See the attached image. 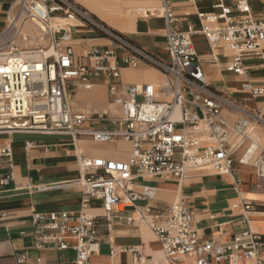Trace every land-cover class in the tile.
<instances>
[{
	"label": "built area",
	"instance_id": "obj_1",
	"mask_svg": "<svg viewBox=\"0 0 264 264\" xmlns=\"http://www.w3.org/2000/svg\"><path fill=\"white\" fill-rule=\"evenodd\" d=\"M159 1L158 11L166 26L167 59L155 56L126 34L103 24L73 0H12L0 33V133L33 130L66 133L98 143L129 141L131 148L126 160L87 157L78 152L81 178L76 183L81 186L85 199L102 201L107 228L118 207L138 200L144 201L138 210L140 218L158 217L153 213L152 204L156 188L142 183L136 190L135 181L153 177L182 179L188 169H210L227 174L233 151L245 142L247 145L237 162L252 165L257 183L264 187V150L252 139L257 125H264V107L252 113L227 92L212 87L191 39L193 33L200 32L212 49L223 46L231 51L224 68L245 76L244 57H259L264 65L261 50L264 19L252 15L250 0H234L233 8L225 0H217L212 5L214 10L197 13L201 22L198 29L190 25L186 30H178L174 27L177 18L171 0ZM185 14L189 15V11ZM50 19L65 21L52 24ZM73 21L94 29L110 41V46H93L76 55L72 49ZM27 22L39 30L36 44L28 40L27 35L20 34ZM212 56L216 58L213 52ZM141 63L165 75L158 92L152 83H129L121 79L122 68ZM100 75L110 80L108 100L119 107L118 115H88L75 109L76 88L90 89L92 79ZM241 89L251 96H264V85L247 79L241 83ZM223 109L238 110L242 115L228 125L221 114ZM92 116H105L114 127H82ZM229 136L234 137L231 143ZM2 167L6 171L0 173V185H5L15 178L9 144H0ZM38 188L45 189L44 186ZM238 206L246 228L228 243L200 239L194 227V216L180 199L168 207L161 225L150 220V226L167 259L186 255L194 257L195 264H207V257L229 264L242 260L259 263L264 243L249 227L248 212L253 205L242 199ZM32 221L37 249L49 244L57 249L72 248L76 254L75 264H85L90 254L98 250L99 219L95 215L34 213ZM132 251L139 254L138 250ZM23 260L24 256H17V262Z\"/></svg>",
	"mask_w": 264,
	"mask_h": 264
},
{
	"label": "crops",
	"instance_id": "obj_2",
	"mask_svg": "<svg viewBox=\"0 0 264 264\" xmlns=\"http://www.w3.org/2000/svg\"><path fill=\"white\" fill-rule=\"evenodd\" d=\"M11 1L0 0V33L5 27ZM73 1L103 24L126 34L137 45L157 57L167 59L166 26L158 11L159 0H109L104 11L106 17L84 0ZM216 1L171 0L177 18L174 27L186 30L192 25L198 29L201 22L197 13L214 10L212 5ZM225 3L234 7V0H225ZM249 3L252 15L264 19V0H250ZM142 9H145V13H140ZM186 11H189V15L185 14ZM50 21L54 24L65 20ZM30 24L27 22L23 26ZM71 26L72 49L76 55H81L93 46L106 47L111 44L107 38L80 21L71 22ZM191 39L208 83L227 92L245 110L252 113L262 111L264 96H251L241 89L245 79L264 85L262 59L256 56L244 57L246 75L239 76L224 68L231 58V51L223 46L212 49L200 32L193 33ZM17 42L21 44L19 39ZM261 50L264 52V42ZM121 79L129 83H152L158 92L166 78L159 70L141 63L136 67L122 68ZM109 81L100 75L92 79L90 89L76 88L73 95L75 109L85 111L88 115H118L119 107L108 100ZM221 114L228 125L242 115L241 111L229 109H223ZM82 127L110 129L114 124L105 116H92L82 123ZM256 133L264 144V125H257L252 135V139L264 150L258 139H255ZM228 141L233 142L234 137L229 136ZM0 144L11 146L15 174L14 180L0 185V264H75L76 254L72 248L57 249L52 244L43 249L34 247L32 215L49 212H67L73 216L84 212L98 217V250L90 254L85 264H195L194 257L186 255L167 259L150 226V220L161 225L168 207L179 199L184 201L194 216V227L200 239L218 243H228L237 232L246 228L241 221L243 212L238 205L242 199L249 201L253 205V209L248 212L249 227L260 235L264 243V187L257 183L252 165L237 162L247 142L233 151L231 168L227 174H219L210 169H188L182 179L153 177L135 181L133 187L136 190L142 183L156 188L152 204L153 213L158 217L152 219V215H148L145 219L140 218L138 210L143 207L144 201L138 200L132 205L118 207L113 212L108 228L103 217L102 201L97 198L85 199L81 186L76 183L81 178L77 156L78 152H82L87 157L126 160L131 148L129 141L121 139L98 143L66 133L17 130L0 133ZM1 163L4 166V161ZM5 171V168H0V173ZM40 186L45 189H39ZM132 249L138 250L139 254ZM110 250H113L112 254ZM19 255L24 256L22 262H17ZM259 258V263L242 260L238 264H264V244ZM207 264L229 263L207 257Z\"/></svg>",
	"mask_w": 264,
	"mask_h": 264
},
{
	"label": "bare ground",
	"instance_id": "obj_3",
	"mask_svg": "<svg viewBox=\"0 0 264 264\" xmlns=\"http://www.w3.org/2000/svg\"><path fill=\"white\" fill-rule=\"evenodd\" d=\"M92 9L98 11L101 15L106 17V5L109 0H84ZM88 6V7H89ZM140 13H145V9H142ZM51 22V21H50ZM39 30L34 24H30L27 27L22 26L20 30V34L22 36H28V40H30L33 44L37 43L35 41V37L37 36ZM177 115V110L175 112V116Z\"/></svg>",
	"mask_w": 264,
	"mask_h": 264
},
{
	"label": "rangeland",
	"instance_id": "obj_4",
	"mask_svg": "<svg viewBox=\"0 0 264 264\" xmlns=\"http://www.w3.org/2000/svg\"><path fill=\"white\" fill-rule=\"evenodd\" d=\"M258 139L259 143L264 147V144L262 143L261 139L259 138V136H257V133H256V136H255V139Z\"/></svg>",
	"mask_w": 264,
	"mask_h": 264
}]
</instances>
